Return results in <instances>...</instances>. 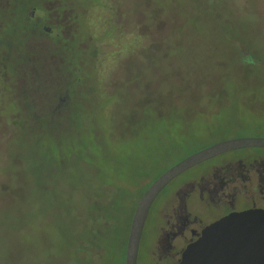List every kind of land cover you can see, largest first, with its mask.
Listing matches in <instances>:
<instances>
[{
  "label": "rangeland",
  "instance_id": "obj_1",
  "mask_svg": "<svg viewBox=\"0 0 264 264\" xmlns=\"http://www.w3.org/2000/svg\"><path fill=\"white\" fill-rule=\"evenodd\" d=\"M28 1L0 0V264H125V226L80 250L97 189L113 188L107 169L116 184L131 173L124 148L143 141L155 175L264 133V0L46 3L41 23L71 50L31 30ZM176 181L151 209L139 264H155Z\"/></svg>",
  "mask_w": 264,
  "mask_h": 264
},
{
  "label": "flooded vegetation",
  "instance_id": "obj_2",
  "mask_svg": "<svg viewBox=\"0 0 264 264\" xmlns=\"http://www.w3.org/2000/svg\"><path fill=\"white\" fill-rule=\"evenodd\" d=\"M242 137L264 138V133L237 134L218 143ZM174 181L170 196L164 197L169 202L162 209V224L151 252L155 264H181L184 252L203 236L208 226L230 214L264 211V147L219 154L182 173L170 184Z\"/></svg>",
  "mask_w": 264,
  "mask_h": 264
},
{
  "label": "water",
  "instance_id": "obj_3",
  "mask_svg": "<svg viewBox=\"0 0 264 264\" xmlns=\"http://www.w3.org/2000/svg\"><path fill=\"white\" fill-rule=\"evenodd\" d=\"M249 147H264V138H233L198 151L161 175L139 201L131 224L125 264H138L145 224L151 207L176 177L219 154ZM181 264H264V211L233 213L208 226L190 245Z\"/></svg>",
  "mask_w": 264,
  "mask_h": 264
},
{
  "label": "trees",
  "instance_id": "obj_4",
  "mask_svg": "<svg viewBox=\"0 0 264 264\" xmlns=\"http://www.w3.org/2000/svg\"><path fill=\"white\" fill-rule=\"evenodd\" d=\"M56 1L59 0H30L26 3L28 4L27 9L24 10L26 13L22 16H18L24 18V22L26 21L27 23H30L34 26L41 25L39 29L34 30V28H31L33 32L38 31L39 36L47 35L51 37L53 43L54 41L56 42V40L62 39V46L66 47L65 49L71 50V43L72 41H74L72 36L66 37L63 33H61V35L58 34L56 29L50 25V21L48 19L44 20L43 23H41V17L47 14V11H45L47 10L45 8V4L48 2ZM91 7L92 9L93 7H95L94 3H92ZM65 40H68L69 44H66ZM105 42H108V40L99 41L96 43V46H94V53L96 57H99V51L97 47L105 44ZM143 143L144 142L142 141L138 145H132L131 147L124 148L123 156L127 157L128 163L132 165V170L127 180H125L124 182L121 180L119 184H116L118 174L115 170L112 171L110 168L107 169V172L110 170V172H108L109 180L107 179V183L113 185V188H110V192H107V194L105 193L103 196H101L99 189H97L96 198L94 199L93 204L87 210V214L88 217H90V221L89 224L86 226L87 236L86 238L82 237L84 241L81 244L82 248L80 249L82 253L87 249L85 245L92 246L93 250H95V247H97L98 245L99 238L102 237L105 232L108 233L109 236H111L112 228L118 230V228L121 226V230H123L125 226L126 233L124 240L123 230V244L124 260L126 259L127 244L130 233L129 229L131 228L132 220L137 205L145 194V192L148 190V188L161 175H163L166 171L171 168V166L170 168H161L157 174L152 175L154 174V166L152 165L154 158L148 155L150 150L146 149L143 146ZM101 189L103 191L107 190V185L105 184L101 187ZM130 194L132 197L129 196ZM123 201H126V205L124 206L122 204ZM93 250L91 254L88 255L90 263L93 261V258L95 256L93 255Z\"/></svg>",
  "mask_w": 264,
  "mask_h": 264
}]
</instances>
